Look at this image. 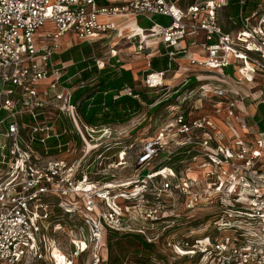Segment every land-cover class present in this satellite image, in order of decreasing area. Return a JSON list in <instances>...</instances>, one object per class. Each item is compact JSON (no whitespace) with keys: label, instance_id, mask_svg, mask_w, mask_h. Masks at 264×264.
Listing matches in <instances>:
<instances>
[{"label":"built area","instance_id":"built-area-1","mask_svg":"<svg viewBox=\"0 0 264 264\" xmlns=\"http://www.w3.org/2000/svg\"><path fill=\"white\" fill-rule=\"evenodd\" d=\"M179 1L0 0V112H4L0 118V264H57L55 248L68 264H106L109 231L145 237L144 230L128 223L121 210L128 208L121 204L123 199L113 198L123 197L114 196L111 180L113 172L125 165V146L109 154L110 148L100 146L116 125L84 122L81 101H73V92L85 82L76 87L66 84L68 64L58 65L54 59L72 45L71 40L62 41L66 33L91 45L108 35L119 36L121 27L114 18L167 17V24L153 21L149 27L135 26L125 33L130 53L147 61L142 85L154 90L166 86V71L150 70L152 57L166 55L168 70L174 63L178 69V58L186 57L191 65L216 77L210 85H198L193 104L205 100L214 113L225 111L232 122L249 127L253 115L239 112L249 97L241 85L264 93V0L247 14L244 0H239L237 19L226 13L229 0H194L185 6ZM46 23L51 25L41 30ZM64 44L67 47L61 49ZM191 48L201 50L202 57H194ZM93 60L100 70L122 58L110 44L106 54H94ZM120 93L131 96L133 89L124 86ZM259 98L254 100L257 105L264 103ZM190 107L196 111L202 105ZM187 110L180 107L171 121L142 143L138 166L149 165L159 152L169 163L141 175L150 181L159 202L151 201L133 220L144 215L145 221L154 222L165 211L178 210L173 200L168 210L163 209L165 200L160 195L164 193L183 196L185 211L207 207L217 197V207L199 217L200 225L210 232L172 240L170 248L175 254L200 255L198 264H264V227L260 232L253 228L264 226V132L252 140L237 133L222 144L209 115L194 116ZM182 153L170 164L173 156ZM143 184L140 193L147 197V182ZM220 232L230 234L219 236ZM53 233L68 236V254L61 251Z\"/></svg>","mask_w":264,"mask_h":264},{"label":"rangeland","instance_id":"rangeland-1","mask_svg":"<svg viewBox=\"0 0 264 264\" xmlns=\"http://www.w3.org/2000/svg\"><path fill=\"white\" fill-rule=\"evenodd\" d=\"M188 1H194V0H181L180 3L184 4ZM235 0H230V3H232ZM220 22L222 25H224V18H223V12L220 14ZM231 15L236 18L237 11L236 7L233 6V10ZM160 17L156 16L154 17V20H159ZM223 22V23H222ZM128 23V22H127ZM140 25H146L149 24V22H140ZM51 24L46 23L42 29H47ZM40 31V30H39ZM73 33L68 32L62 37V41L64 43H67L69 40L72 41V45L75 43H79L78 40H73ZM110 44L116 46V48L120 52V57L122 58V64H128L130 61H140V59H136V57L130 53V47L131 42L127 38H119L117 42H115V36L114 35H108L106 37H103L100 41H97L96 43L92 44L93 51L96 55L102 56L108 52V48ZM69 45V43L67 44ZM66 44L63 45V48L67 47ZM182 64V63H181ZM198 67V66H197ZM199 68V67H198ZM136 68H133V76H134V87L139 92H141L142 95H144L148 100L153 101L150 105L147 103H144L142 105V110L140 113L132 116L125 124L122 126L116 125L111 130V136L107 138V140L104 141V143L101 144V149L110 148L109 151H106L109 153H115L117 148L119 146H125L123 149L126 153L125 155V165L123 167L117 168L113 173L115 174V177L113 180H111L113 184V194L114 196H120V194L123 197H113L115 200L118 201L119 198H122V205H127L128 208L121 209L122 212H124V216L128 219V223H130L132 228L135 229H142L145 233V238L150 240L151 243H154L153 249L150 253V257L147 260V264H198L200 255H193V257H188L184 252L176 251V254L174 253L173 249L170 248L169 243L170 241L174 240L177 241L178 239H181L184 236H198L203 233L206 229L207 232H210V229L205 226H202L199 223L202 219L199 217L206 212H202L205 210H210L212 207H217V200L219 198L214 197L212 200L213 203H208L207 207L203 206H197V208L191 210V211H185L183 209V203L185 200L183 196L176 197L174 195L173 198H171L170 194L164 193L163 195H160L161 200H165L164 203H161L163 209L168 210L169 209V201L173 200L176 206L178 207V210L174 212H168L165 211L162 215V217L158 221H145L144 215L141 219L135 221L134 217H139L143 211L146 209L148 205L151 204V201H156V196L152 192L150 181H144L141 177L142 174L147 172H152L154 167H159L163 165H167L169 161L165 159V153L159 152V154L155 157L153 162H151L147 166H138L136 164L137 160V154L140 151V148L142 147V143L147 140L149 137H152L155 135V133L163 127V125L169 121L172 120L175 112L177 110H180V107L185 111L186 108L188 110H192L190 106L194 105L193 101L194 99L199 96L198 85L205 84L210 85L211 83H214L213 80L216 78L213 73H209L205 71L204 69H197L196 71L192 72H185L182 71L183 69H180L179 72L174 75L173 72H167L166 76H164V83L166 86L162 88L157 89H147L142 85V75L146 73L142 72L138 74V78H135ZM184 72V74H183ZM181 75H178V74ZM194 78V80H193ZM192 79V80H191ZM86 82L84 83V85ZM241 87L243 88L244 92L246 94H249L247 97V103L252 104L255 101L252 99V97H255L258 99V96L260 95L261 99H264V93L260 94L259 91L255 92L254 94L252 92H249V89L246 85L242 83ZM176 90H178L176 92ZM192 90L191 92H188ZM264 90V89H263ZM197 92V93H196ZM248 92V93H247ZM197 94V95H196ZM255 99V100H256ZM259 99V100H261ZM204 102V101H203ZM157 104V105H156ZM255 104V103H254ZM209 105V104H208ZM206 103H202V107L195 111L192 110L195 114L194 116H200L203 114H209L211 112L210 107ZM247 105V104H245ZM209 107V108H208ZM187 110V111H188ZM261 116V112H259ZM2 116V114H1ZM238 125L237 123H235ZM249 125H255V121L253 119L248 120ZM213 125L215 126V123L213 122ZM239 126V125H238ZM216 127V126H215ZM240 127V126H239ZM241 128V127H240ZM236 129V127H235ZM217 130V129H216ZM244 130V128H243ZM251 133L249 132L248 135H245V137H249ZM168 140H165L166 143ZM226 144V143H224ZM180 155H183L180 154ZM114 158V157H113ZM174 162V161H170ZM145 187L148 189H145L148 191V196L146 197V194H141V189H144L142 185L143 183H146ZM125 183V185H122ZM151 188V189H150ZM202 189V188H201ZM215 196V195H214ZM217 196V195H216ZM125 199V200H124ZM128 199V200H127ZM125 202V204H124ZM217 210V209H216ZM199 223V224H198ZM198 224V225H197ZM263 224H258L257 226L253 227L257 231L263 230ZM190 234V235H189ZM219 236H224L227 234H230V232H220L218 233ZM54 240H56V243L60 245L61 251L64 253H69V238L68 236L62 234V233H53L51 234ZM134 248L131 244H129L127 241H121L117 244L113 243L112 246V258L117 255H122L125 253H128L130 249ZM128 250V252H127ZM53 255L56 258L57 264H68L66 257L63 253L57 250L55 248L53 250ZM204 260H207L208 255L204 257ZM82 261V260H81ZM37 264H43L41 262ZM112 264H118V263H112ZM203 264V261L201 262Z\"/></svg>","mask_w":264,"mask_h":264},{"label":"trees","instance_id":"trees-1","mask_svg":"<svg viewBox=\"0 0 264 264\" xmlns=\"http://www.w3.org/2000/svg\"><path fill=\"white\" fill-rule=\"evenodd\" d=\"M258 1L244 0L242 7L245 14L249 13ZM233 6L236 7L238 15L239 0H235L232 3L229 0L228 7L225 8L227 15L232 18H234L231 15ZM156 16L161 19L154 20L153 18L154 22L161 24L169 22L167 17L161 15H155L154 17ZM94 52L92 44L79 42L54 55V59L58 62V65L60 63L68 64L66 73L63 76L64 80L68 77L72 78L71 83L73 85H77L81 81L86 82L85 85L76 88L73 92V101L77 99L81 101L79 111L85 123L92 126L123 124L132 116L140 113L144 103L149 105L153 103V101L148 100L141 92L135 89V80L133 72L130 69L119 68L120 63L112 60V63H115L114 66L106 65L99 70L93 60ZM176 68L177 64L174 63L172 69ZM168 69V57L166 55L161 54L150 59V70L167 71ZM124 86H130L133 89L131 96L120 93ZM115 94H119L117 99L113 98ZM259 112H261V116ZM253 120L257 127L264 132V103L258 104L257 113L253 116ZM180 157L182 155L177 154L170 161L178 160ZM122 240L127 241L134 248L131 249L130 247L131 250L129 252L127 250L128 253L112 258L113 243L117 244ZM153 246L154 243L148 242L141 234L109 231L106 238L108 255L106 264H147Z\"/></svg>","mask_w":264,"mask_h":264},{"label":"crops","instance_id":"crops-1","mask_svg":"<svg viewBox=\"0 0 264 264\" xmlns=\"http://www.w3.org/2000/svg\"><path fill=\"white\" fill-rule=\"evenodd\" d=\"M111 4H120L121 2H123V0H108ZM181 1V0H180ZM180 1H179V5H181V6H185L186 5V3H184V4H182V3H180ZM189 2H192V1H188L187 3H189ZM153 18H154V16L152 17V19H147V18H145V17H142V16H139V17H137L136 19H130V20H128V21H124V18H114L113 20L117 23V24H119V26L121 27V28H126V27H129V26H131L132 28H134L135 26H141V27H149L150 25H151V23L153 22ZM164 20H166V18H164ZM143 21H145V22H149V24H146V25H140L139 23L140 22H143ZM129 24H128V23ZM127 24V25H126ZM133 25V26H132ZM189 42V40H186V41H184V42H182V43H188ZM190 52L192 53V55H194V57H196V58H201L202 57V55L200 54L202 51L201 50H199V49H197V48H191L190 49ZM136 59H140V61H130V63H128L127 65L125 64H122V62H120V65H119V68H124V69H130L131 71L133 70V68H136L137 70H136V73H135V78L138 76V74H140V73H142V72H145L146 71V68H147V61L144 59V57H141V56H139V57H136ZM180 59H182V62L180 61ZM122 61V60H121ZM178 64L180 65V66H178V69L176 68V69H172V70H168V71H166L165 72V76H166V73L167 72H173L174 73V75H176V73L177 72H179L180 71V69H183L182 71H185V72H192L193 70L194 71H196L197 69H199V70H201L200 68H198L197 66H195V65H191L190 63H189V61H188V59L186 58V57H183V56H181V57H179L178 58ZM182 63V64H181ZM177 64V63H176ZM147 72V71H146ZM183 74H184V72H183ZM178 75H181L180 73L178 74ZM144 75H142V77H143ZM138 78V77H137ZM71 80H72V78H70V77H68L66 80H65V83L66 84H68V85H71V86H74V87H76L77 85H73L72 83H71ZM141 81H142V78H141ZM244 85H246L247 87H248V89L250 88V86L248 85V84H244ZM243 89V88H242ZM249 92H252L253 94L255 93V92H258V90H256L255 88L254 89H252V90H249ZM248 93V92H247ZM260 93V92H259ZM260 96V95H259ZM259 96H258V98H259ZM82 97H84V96H82ZM82 99V98H81ZM252 99L253 100H255L256 98L255 97H252ZM259 99H261V98H259ZM247 100L248 99H246V101H245V104H247L245 107L244 106H239L240 107V110H239V112H240V114H242L243 113V115L245 114V115H247V114H249V115H255V113H257V104H256V102H254V103H252V104H248L247 103ZM204 101V102H203ZM203 101H201V100H196L195 101V106L197 107V108H199L201 105H202V103H206L207 105H208V103H207V101H205V100H203ZM249 101V100H248ZM209 107H210V109H211V112L209 113V114H206V115H209L210 117H211V119L213 120V122L215 123V126H216V129H217V131L219 132V133H221V136L219 137V142L220 143H222V144H224V143H228L230 140H231V138L235 135V134H237V133H239L240 135H241V137L242 138H246L245 137V135H248V133L250 132L251 134V136H249V137H247V138H249V140H252V139H254V138H257L258 137V133L259 132H262L258 127H257V125L255 124V125H249L248 124V128L247 129H244V130H239L238 129V125H236L235 124V122H232L229 118H227L226 117V113H225V111H222L221 113H219V114H216V113H214L213 112V110H212V108H211V106L210 105H208ZM208 107V108H209ZM243 107V108H242ZM197 111V110H196ZM1 114H2V116L4 115V112H0V118L2 117L1 116ZM204 115V114H203ZM201 116V115H200ZM227 118V119H226ZM251 119H253V118H251ZM126 123V122H125ZM125 123H123V124H125ZM229 123V124H228ZM123 124H119L120 126H122ZM230 124H232L234 127H236V130H234L233 129V127L230 125ZM118 125V126H119ZM119 126V127H120ZM121 128V127H120ZM247 131V132H246Z\"/></svg>","mask_w":264,"mask_h":264},{"label":"bare ground","instance_id":"bare-ground-1","mask_svg":"<svg viewBox=\"0 0 264 264\" xmlns=\"http://www.w3.org/2000/svg\"><path fill=\"white\" fill-rule=\"evenodd\" d=\"M129 24V23H128ZM127 25V24H126ZM133 26V25H132ZM132 29L131 26L126 27V28H121V32L119 34V36L115 37V42H117L119 40V38H123L125 36V33H127L128 31H130ZM122 36V37H121ZM180 61L182 62V59H180ZM239 130H243V128L238 127Z\"/></svg>","mask_w":264,"mask_h":264}]
</instances>
